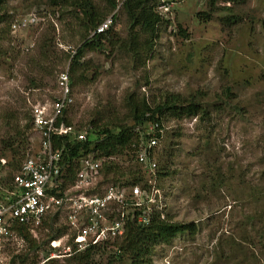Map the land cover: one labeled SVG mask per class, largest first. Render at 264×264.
<instances>
[{"label": "rangeland", "instance_id": "374dc122", "mask_svg": "<svg viewBox=\"0 0 264 264\" xmlns=\"http://www.w3.org/2000/svg\"><path fill=\"white\" fill-rule=\"evenodd\" d=\"M62 1H6V30L0 25L6 34L0 40V138L18 127L4 126L8 114L17 112L22 127L34 107L51 106L58 92L56 77L66 69L74 82L70 83L73 103L63 116L75 131H84L91 120L132 127L128 106L142 99L152 106L165 94L201 102L208 111L203 121L161 116L162 136L154 160L158 162V154L166 148L171 158L168 175L154 180L160 191V217L194 224L196 231L158 245L151 264H264V0H216L212 7L209 0L176 2L163 19L168 24L156 32L152 52L142 58L143 65L123 48L129 32L121 4L109 11L104 1L93 0L104 8L105 18L115 15L112 40L97 51H85L83 66L74 73L70 60L58 64L62 54L82 42L70 31L72 22H78L72 18L74 11L63 7ZM161 1H156L158 6ZM201 12L206 20L197 16ZM32 16L30 26L12 29L13 23L30 22ZM75 30L79 31L77 25ZM46 39L52 40L48 49L55 56L41 65V44ZM139 39L144 44V38ZM209 137L210 148L205 143ZM26 138L24 157L40 147L31 127ZM114 161L123 171L137 169L140 174L134 159ZM16 172L6 165L0 169V181L8 180L9 187L8 178ZM251 217L256 219L250 222ZM62 226L64 221L57 219L52 229L42 226L31 233L34 247L21 240L1 245L0 264H78L77 254L47 260L52 252L50 236ZM230 238L242 248L234 250L236 260L230 257ZM97 247L91 256L94 264L128 263L114 257V249Z\"/></svg>", "mask_w": 264, "mask_h": 264}, {"label": "built area", "instance_id": "2783aa9c", "mask_svg": "<svg viewBox=\"0 0 264 264\" xmlns=\"http://www.w3.org/2000/svg\"><path fill=\"white\" fill-rule=\"evenodd\" d=\"M174 4L167 2L160 9L168 11ZM25 24L26 21L21 26ZM111 25L109 17L95 28L91 37L104 34ZM12 29H19V25L14 24ZM69 52L74 55L75 50L69 48ZM56 87L58 92L49 108H33L39 150L22 160L9 187L0 181V246L23 241L18 235L21 227L33 233L55 215L64 221L68 234L50 241L52 252L47 260L70 257L96 246H112L125 236L129 223L147 226L162 206L154 181L158 177L154 160L159 142L156 134L162 136L161 130L157 132V124H139L137 144L131 146L140 168L141 184H105L102 161L87 155L79 160L75 178L63 185L62 154L54 148L52 139L73 133L71 127L57 123L62 111L73 103L67 69L57 75ZM76 139L85 141V134L78 133ZM0 165L4 166L5 161L0 160Z\"/></svg>", "mask_w": 264, "mask_h": 264}, {"label": "trees", "instance_id": "16d2710c", "mask_svg": "<svg viewBox=\"0 0 264 264\" xmlns=\"http://www.w3.org/2000/svg\"><path fill=\"white\" fill-rule=\"evenodd\" d=\"M6 1L7 0H0V25H4L5 30L7 22H3L5 20L3 12ZM101 1H104V5L106 8H109V11L115 10L118 3L121 4V11L126 16L129 32L128 39L123 48L132 54L131 56L133 60L137 61V64L143 65V62H141L142 58L145 60L153 50L156 32L161 25L164 23L168 24V21H164L157 12V0ZM209 2L212 7L216 0H209ZM53 3L56 4L55 1ZM62 4L63 7L73 9L74 14L72 18L78 22H72L73 29L70 31L73 32L74 36L78 35L82 40L80 46L75 51V54L70 59V71L71 73H74L83 66L81 60L85 51H97L103 48L104 42H111L112 31L109 29L103 35H95L92 38H89V35L95 30V28L106 19V15L103 14L104 8L99 9L97 5L94 4L93 0H63ZM61 16L63 15L61 14ZM197 16L203 18L201 20H206L208 18L204 12H201V14H198ZM76 25L79 27V31L75 30ZM1 36L4 41L6 39V34L0 28V40ZM140 36L144 38V44L142 45L139 44ZM51 43V39L43 40L40 53L41 63L39 64L42 65L44 62L50 63L51 59L55 56L53 51L50 52V49H48L52 46ZM110 44L112 45L113 43ZM2 56L3 54L0 55V58ZM60 58L61 61L58 64H61L63 60H69L67 54H62ZM32 82L34 84L35 81L32 80ZM70 83L74 85L72 78ZM128 108L129 116L127 118L132 121V127L123 126L121 124L116 126L99 125L97 121L91 120L86 126H84V131L80 132L77 130L75 131L71 121L67 120L64 116L60 118L58 125L59 123H63L66 127H71L73 129V133L67 136L54 137L52 139L54 148L59 150L62 154L61 166L65 183L73 180L74 174L78 169V162L83 156L93 154L96 159L105 158V160L109 158L116 159L117 157H123L132 161L134 155L130 152H133L131 146L137 144V134L134 130L138 124L156 123L159 125L158 127L162 129L161 116L165 113H169L174 118L199 117L201 121L208 117L207 108H204V106L201 105V102H196L192 98L187 99L182 98L179 95L171 94H165L163 98H161L159 102L153 104V106L149 105L145 99H142L138 103H134L133 105L130 104ZM26 114V117L23 119L26 121V124L22 127L18 124L20 118H18L19 114L17 112L8 114L3 118L4 126L15 124L18 127L16 130L11 129V132H7V134L5 133L4 137L0 138V159H5L7 167H12L16 171L25 156L27 141L26 131L31 127L32 122L31 115L28 113ZM19 128L20 130H18ZM78 133L85 134V141H78L76 139ZM206 140L205 143L207 147L210 148V137ZM170 158V153L167 148L161 150L158 154L157 175L159 178H164L168 175L166 173V165L170 162ZM262 163L264 164V158L262 159ZM134 166L137 168L139 167L138 165ZM121 170L123 171L116 162L105 161L101 170L104 176V182L115 184L126 179V181L129 182L133 180L131 182L132 185L137 183V177L139 174L137 169H125L123 172ZM108 178L111 179L109 180ZM8 179L10 180V177ZM7 181L6 184L8 183ZM63 185L65 184L63 183ZM57 219L58 218L55 215L48 221L44 222L43 226H48L52 229L56 224ZM255 219V217H251L250 222ZM65 230L66 227L64 226L58 228L55 230L56 232H54V235L50 236V240L56 239L59 235L64 233ZM195 231L196 226H194V224H182L170 220H162L158 213H154L148 226L141 227L134 223H129L126 227L125 236L121 241L116 242L112 246L105 245L97 248L98 250H103L104 248L114 249V257L118 256L120 259L126 260L128 262L127 264H151L150 258L152 252L158 245L169 244L170 241L178 235H193ZM18 235L23 241L33 244V247L36 246L35 240L32 239L31 234L25 228H19ZM242 242L245 243L246 240H242ZM228 245L231 253L230 257H232L231 259L236 260L238 256L234 254V250L241 252V245L235 242L232 238H230ZM94 249H96V247L89 248L86 251L77 254L75 262L78 264H94L91 259L94 252L97 251ZM48 261L51 262V260Z\"/></svg>", "mask_w": 264, "mask_h": 264}, {"label": "clouds", "instance_id": "9594fccd", "mask_svg": "<svg viewBox=\"0 0 264 264\" xmlns=\"http://www.w3.org/2000/svg\"><path fill=\"white\" fill-rule=\"evenodd\" d=\"M171 1H172V0H166V1H165V0H162L161 3L159 4L158 8H157V9H158L157 12L159 13V15H160L163 19L168 15V13L171 12V9L173 10L174 7H175L177 4H179V3H181V2H183V1H185V0H177V1L174 0V1H173V2L175 3L174 6L171 7L168 11H163L162 9H160V8L162 7V5H166L167 2H171ZM176 2H178V3L176 4ZM111 17H112V22H113V20H114V18H115V15L112 14ZM32 18L34 19L33 16H32ZM32 18H31V19H32ZM31 19H30V22L24 20V21H26V24H25L24 27L21 26L22 22H24V21L19 22V23H16V22H15V23L12 24V26H13L14 24H17V25H19V28H20V29H22V28H26L27 26H30V24H31ZM106 19H107V18H106ZM106 19H105V20H106ZM34 20H35V19H34ZM105 20H104V21H105ZM104 21H103V22H104ZM101 23H102V22H101ZM101 23H100V24H101ZM12 26H11V27H12ZM109 29H110V28H109ZM109 29H108V30H109ZM13 30H14V29H13ZM108 30H107V31H108ZM107 31H106V32H107ZM93 32H94V31H93ZM93 32H92V33H93ZM106 32H105V33H106ZM92 33L89 35V38H92V37H91ZM105 33H104V34H105ZM101 35H103V34H101ZM76 50H77V49H76ZM76 50H75V51H76ZM74 54H75V53H74ZM67 55H68V57H69V60H70V59L72 58V56H73V55H71L70 52H69ZM67 68H68V67H67ZM67 70H68V69H67ZM68 75H69V71H68ZM69 87H70V90H71L70 77H69ZM71 95H72V91H71ZM53 100H54V97H53ZM52 103H53V102H52ZM38 107H45V106H38ZM48 108H49V107H48ZM65 109H66V108H65ZM65 109L62 111L61 115L58 117V121H57V123L59 122L60 118H62V116H63L62 114H63V112L65 111ZM30 113H31L30 115H31V118H32L31 128L34 130V128H33V110H32V112H30ZM59 124H61V123H59ZM62 124H63V123H62ZM146 124H148V123H146ZM151 124H156V123H151ZM63 125H64V124H63ZM138 125H139V124H138ZM138 125H137V127H138ZM142 125H143V124H142ZM157 125H158V124H157ZM158 126H159V125H158ZM137 127H136V128H137ZM158 129L161 130V128H159V127H158ZM134 131H135V130H134ZM34 132H35V131H34ZM35 133H36V132H35ZM135 133H136V131H135ZM36 134H37V133H36ZM37 135H38V134H37ZM157 135H158V137H157ZM38 137H39V136H38ZM156 137L159 138V140L161 139V136H160L159 134H156ZM39 144H40V142H39ZM90 155L94 157L93 154H90ZM26 157H27V156H26ZM26 157H24V158H26ZM83 157H84V156H83ZM24 158H23V159H24ZM94 158H95V157H94ZM95 159H96V158H95ZM0 160H4V161H5V165H4V166H1V165H0V169L5 168V166H6V160H5V159H0ZM96 160H100V161H102V168H103V163H104L105 161L115 162V161H114V158H109V159H107V160H105V158H102V159H96ZM21 162H22V161H21ZM19 166H20V165H19ZM157 167H158V166H157ZM102 168H101V170H102ZM101 172H102V171H101ZM75 173H76V172H75ZM102 175H103V174H102ZM74 178H75V174H74ZM74 178H73V179H74ZM158 178H159V177H158ZM10 180H11V179H10ZM122 181H123V182H128V181H126V179L121 180L120 182H122ZM103 182H104V176H103ZM63 183H64V180H63ZM68 183H70V182H67V184H68ZM104 183H105V182H104ZM105 184H112V183H105ZM115 184H117V183H115ZM154 213H157V212H154ZM154 213H153V214H154ZM158 214L160 215V213H158ZM56 216H57V215H56ZM160 216H161V215H160ZM53 217H54V216H53ZM51 218H52V217H51ZM57 218L59 219L58 216H57ZM49 219H50V218H49ZM49 219H48V220H49ZM151 219H152V218H151ZM160 219L163 220L164 218L160 217ZM48 220H47V221H48ZM150 221H151V220H150ZM45 222H46V221H45ZM148 225H149V224H148ZM148 225H147V226H148ZM42 226H43V225H42ZM137 226H138V225H137ZM145 227H146V226H145ZM29 233H30V232H29ZM30 234H31V233H30ZM57 239H58V238H57ZM51 240H55V239H51ZM50 260H54V259H50Z\"/></svg>", "mask_w": 264, "mask_h": 264}]
</instances>
